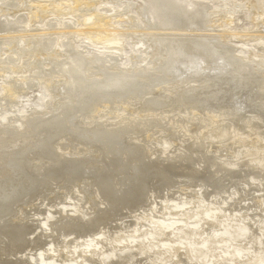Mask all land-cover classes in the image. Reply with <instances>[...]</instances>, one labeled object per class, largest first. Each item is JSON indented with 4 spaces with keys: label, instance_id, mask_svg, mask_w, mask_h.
<instances>
[{
    "label": "bare ground",
    "instance_id": "1",
    "mask_svg": "<svg viewBox=\"0 0 264 264\" xmlns=\"http://www.w3.org/2000/svg\"><path fill=\"white\" fill-rule=\"evenodd\" d=\"M41 2L0 0V264H264V56L196 32L226 15L206 0H104L142 24L106 33L141 49L121 65L70 21L31 31ZM234 5L262 27L264 0Z\"/></svg>",
    "mask_w": 264,
    "mask_h": 264
},
{
    "label": "rangeland",
    "instance_id": "2",
    "mask_svg": "<svg viewBox=\"0 0 264 264\" xmlns=\"http://www.w3.org/2000/svg\"><path fill=\"white\" fill-rule=\"evenodd\" d=\"M36 1H39V0H36ZM41 1L43 2V0ZM47 1H49V3L44 1L42 4L43 7L48 9V11H46V14L44 15L45 18H43L39 23H36V24L34 23L32 27H30V29L32 28L31 31L46 30V25H47L48 20L53 19V18L55 19L54 22H56L57 24L56 27H62V23L64 21H70L75 25V26L73 25L70 27L77 30V34L74 35L72 39L74 41L73 42L74 47L77 50H81L84 47H86L84 50V54L89 55L93 52L95 53L99 52L101 53V55H104V58L107 61H110V59L113 58V56L115 57L116 54L117 55L119 54V58H121L119 59L121 61L120 62L121 65L123 64L126 65L130 61V58L134 56L136 52L141 50L139 46L137 48L133 45L135 41L134 36L122 38V41H121L122 45L119 47L120 51L111 50L113 47L111 46V44H108L107 41L105 40L106 33L109 30H112L115 28L119 29L118 30L119 33H123L127 29H130L132 32H139L140 30L139 26L142 25L141 23L136 26L137 28L135 27V25L134 27L133 25L129 26V23H128L129 22L128 18H133V16H135V14L137 13L136 7H132V8L129 7L127 11H124L123 9L124 4L121 3L118 5H115L113 9H109L111 10L109 15L105 12H104L105 14L103 13L104 15H99L100 11H102L104 7L107 6V3H104V0H85L86 3L90 1H94L95 3L93 5H85L84 6L85 10L84 8H82L81 13L79 12L80 9H78L79 10L78 11L77 9L74 8L73 0H70L71 2L67 0H51V1L47 0ZM232 1L233 0H206L205 4H208L210 6L209 8L210 13H218V14L226 13V15L224 17L222 15H220L221 17L218 15H217L218 17L215 16L213 19L209 20L210 22H212L213 27L209 26L207 30L202 29V30H197L196 32L211 31L209 35H215L216 37L221 34H227L226 43L227 45L233 47L236 53H239L242 56H247L249 53L253 51L255 53L258 52L257 54L260 56H264V26H263L264 20L261 21L263 28L260 27L261 24L260 25L258 24L256 26L255 23H253L254 21H252L253 19L252 11L247 8L248 6L241 7L242 10L239 9L237 11L238 8L235 7L234 1L236 3H241L242 0H234L233 2ZM52 8H54L55 11L52 10ZM25 11L26 10H22L21 13L26 14ZM56 16L58 18V21L56 19ZM76 16H78L77 19H76ZM96 16L97 17L100 16L98 17V20H96V18L93 19ZM89 20H92L93 25H96L95 27H97L96 30H98V32L101 30L103 33L98 34V32H95L96 31L95 29H90V27L88 28ZM104 20L105 22H103ZM213 21L216 23L215 25L213 24ZM84 23H85V26H84ZM106 24L107 26H105ZM98 26L101 27V29H98ZM183 32H187V31H183ZM95 40L98 42H96ZM9 76H10L9 74H4L0 78V92L7 91L8 88H5V86L8 81ZM43 86L44 85L41 86L40 84L38 89L34 91H31V89H28L29 90L28 92L30 93H27V91H26V94L18 93V99L21 102L20 107L24 106L23 108L28 109V108H32V107L34 108V107L42 105L43 98L45 96V91H44L45 88ZM50 211H53V210H50Z\"/></svg>",
    "mask_w": 264,
    "mask_h": 264
},
{
    "label": "water",
    "instance_id": "3",
    "mask_svg": "<svg viewBox=\"0 0 264 264\" xmlns=\"http://www.w3.org/2000/svg\"><path fill=\"white\" fill-rule=\"evenodd\" d=\"M234 198H236V197H234ZM236 199H238V198H236ZM236 201H238V200H236ZM210 203H211V202H210ZM213 212H215V211H213ZM215 213H216V212H215ZM57 214L61 215V213H59V212H58ZM256 226H258V224H256ZM261 226H262V225H261ZM263 233H264V232H263ZM262 238L264 239V234H263ZM63 242H64V241H63ZM257 243H258V244H261V241H258ZM257 243H253V245L256 246ZM126 246H128V245H127V244L123 245V247H126ZM263 247H264V243H263ZM97 248H98V246H97ZM155 248H156V247L154 246V249H155ZM94 249H96V248H94ZM53 250L56 251L57 248L54 247ZM58 251H59V250H58ZM123 252H125V253L130 252V249L127 248V249L123 250ZM263 254H264V251H263ZM137 255H138V256H137ZM137 255L134 257V260H135V259L145 258V257H149V258H150V256H148L149 254H147V253H146V255H145L144 253L139 252ZM46 256H47V255H46ZM38 257H39V256H38ZM151 257H152V258H150V260L153 259V255H151ZM149 258H148V259H149ZM37 261H39L38 258H37ZM39 262H40V261H39Z\"/></svg>",
    "mask_w": 264,
    "mask_h": 264
}]
</instances>
